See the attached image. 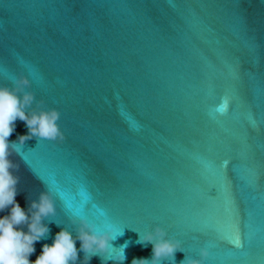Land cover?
<instances>
[{
  "label": "water",
  "instance_id": "95a60500",
  "mask_svg": "<svg viewBox=\"0 0 264 264\" xmlns=\"http://www.w3.org/2000/svg\"><path fill=\"white\" fill-rule=\"evenodd\" d=\"M20 75L64 135L9 157L20 207L56 208L31 262L84 218L122 264L157 226L182 250L160 264H264V0H0V86Z\"/></svg>",
  "mask_w": 264,
  "mask_h": 264
},
{
  "label": "clouds",
  "instance_id": "9594fccd",
  "mask_svg": "<svg viewBox=\"0 0 264 264\" xmlns=\"http://www.w3.org/2000/svg\"><path fill=\"white\" fill-rule=\"evenodd\" d=\"M13 87L0 86V212L9 209V214L0 217V264H76L78 249L75 241H80V249L84 253L83 264L91 259L93 255H99L102 264L108 259L114 262H122L125 259L122 245V254L106 257L109 241L114 240L111 229L96 232L86 219L80 218L73 221L76 224V236L61 229L55 234L51 245L44 244L41 254L34 262L28 257L35 251L34 243L45 238L49 228L42 221L56 214V208L52 196L48 191L41 192L36 200L29 202L28 211L15 201L16 186L19 177L13 175V170L19 168L9 157L13 153L18 154V145L33 137L51 141H63L64 135L59 128L58 120L60 113L56 109L29 111L35 100L34 94L25 91L30 81L20 75L12 81ZM42 103V102H41ZM19 119L24 122L28 132L19 135L17 142L9 143L8 137L14 131L15 121ZM27 227V232L21 226ZM139 235L137 243L142 245L152 244V255L150 259L133 258L131 264H160L161 260L171 257L176 250H181L179 242L165 238L166 233L160 227H155L151 232ZM182 251V250H181ZM200 259L188 258L180 261V264H203L204 258L208 256L205 248L199 250Z\"/></svg>",
  "mask_w": 264,
  "mask_h": 264
}]
</instances>
